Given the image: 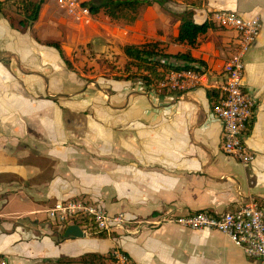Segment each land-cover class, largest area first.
I'll return each instance as SVG.
<instances>
[{"label": "crops", "instance_id": "0c3cea01", "mask_svg": "<svg viewBox=\"0 0 264 264\" xmlns=\"http://www.w3.org/2000/svg\"><path fill=\"white\" fill-rule=\"evenodd\" d=\"M178 1L180 9L169 6L170 12H162L150 6L123 28L102 24L99 14L93 15L77 42H95L103 28L104 39L123 41V47L157 43L167 55L189 54L205 82L182 95H153L139 79L95 78L89 71L87 82L67 58L71 48L60 47L68 66L57 49L44 43L58 38L61 24L72 22L52 0H45L27 30L19 27V16L0 13L4 261L72 258L84 246L88 253H103L109 248L106 240L86 235L58 241L51 225L41 224L53 203L84 197L131 221L112 247L132 264H264L247 258L223 233L193 231L170 221L204 211L222 214L250 202L264 206V0ZM217 10L260 19L259 36L244 59V88L256 100L244 141L254 155L249 164L222 151V125L210 98L224 78L222 68L234 51L236 33L213 25L193 47L175 40L178 14L192 11L194 23L203 24L211 23ZM97 65L88 61V69ZM25 216H35L30 227L20 223Z\"/></svg>", "mask_w": 264, "mask_h": 264}, {"label": "built area", "instance_id": "2783aa9c", "mask_svg": "<svg viewBox=\"0 0 264 264\" xmlns=\"http://www.w3.org/2000/svg\"><path fill=\"white\" fill-rule=\"evenodd\" d=\"M56 7L72 22L82 27L91 24L93 15L83 0H52ZM210 22L221 29L234 31L237 43L230 57L225 61L222 82L216 91L222 98L214 107L213 113L222 125V151L244 164L252 163L254 155L248 150L244 141L255 116L256 100L244 88V59L256 42L260 33L258 16L244 18L225 10L214 11ZM162 64L180 65L171 59H162ZM181 66V65H180ZM205 82L204 72L180 69L170 72L164 79L145 88L153 95L178 94L193 91ZM46 219L51 225L64 229L77 225L88 235V227L101 233L126 231L130 220L124 213L110 215L100 205L88 204L84 197H74L57 201L45 211ZM179 226L193 231L213 230L223 233L249 259L264 262V206L250 202L233 211L222 214L197 212L172 220ZM5 264V263H2ZM106 264H132L129 257L119 249L109 252Z\"/></svg>", "mask_w": 264, "mask_h": 264}, {"label": "trees", "instance_id": "16d2710c", "mask_svg": "<svg viewBox=\"0 0 264 264\" xmlns=\"http://www.w3.org/2000/svg\"><path fill=\"white\" fill-rule=\"evenodd\" d=\"M8 0H0V13L4 11V5ZM16 9V14L19 16L18 25L22 30H27L33 26L38 20L40 10L45 0H9ZM8 1V2H9ZM171 0H90L84 3L92 15L103 12L111 20H121L129 16V21L134 22L143 8L150 7L153 4H158L164 7L170 3ZM179 27L176 42L185 43L190 46H195L200 35L205 34L213 27L212 23L205 22L203 24H196L193 21L192 11H184L178 14ZM48 46L57 49L64 60L65 64L69 62L65 59L60 46L56 43H49ZM125 57V63L122 68H117L116 80H136L139 79L149 88L158 81L164 79L170 72L178 71L180 69L199 71L198 68L191 64L195 60L189 54H175L167 55L163 53L157 43H148L143 45H125L122 49ZM173 59L177 63L183 65L162 64V59ZM211 106L221 103L222 98L218 92L210 96ZM58 232L63 229L57 228ZM84 264H103L105 257L100 255L88 253L80 258ZM89 260V261H87Z\"/></svg>", "mask_w": 264, "mask_h": 264}, {"label": "rangeland", "instance_id": "374dc122", "mask_svg": "<svg viewBox=\"0 0 264 264\" xmlns=\"http://www.w3.org/2000/svg\"><path fill=\"white\" fill-rule=\"evenodd\" d=\"M8 1L5 2L6 4L3 7L4 8L3 14H5V16H8L10 19H12L15 15H17L15 12L16 9H15V6L10 1L9 2ZM88 1L90 0H87L85 2H88ZM156 5L159 6L158 4H153L151 6H156ZM169 6H171L172 9H180L179 6H182V5L178 0H171L170 3L166 4L164 7H161V6L159 7L161 8L162 12H166V11L170 12V10H168ZM147 8L148 7L143 8L140 11L136 20L140 18V16L144 13V11ZM55 16H56V21H58L60 19V14L56 13ZM98 17L102 24H107L108 26H111L115 29L117 26L123 28L124 26L128 27V26H131V24H133V22L129 21V16L121 20H111L103 12H99ZM61 26L63 28H57L58 38L55 40H52V39L47 40L44 43L49 44V43H53V41H58L56 43L60 47L71 48L70 57H67L66 55L64 57H67L68 59L72 60V62L74 63L73 69L76 71L78 75L83 74L87 82H88V71H89L90 76L95 77V78H98V77L101 78L100 76L101 74L103 75L109 74V76H111L114 79L118 77V75L116 74V71H117L116 69L118 67H123L125 63L123 56L120 55L123 49V41H120V40L115 41V38H112V39L109 38L110 41H108V38L104 39L102 37L103 34H101L102 33L101 31H104V29L99 28V30L101 29V31H99V33L96 34L95 42L87 43L84 40H82L81 42H77V39L81 36L82 29L85 27H82L74 22H67L66 24L63 23L61 24ZM50 33L52 35L54 32L52 31ZM38 42L41 43L40 41ZM76 44L77 46L75 47ZM101 46H103V48ZM88 61L97 63L98 65L96 67L92 66L88 69ZM55 203H53L50 207H52ZM88 204L100 205L98 202L90 200L89 198H88ZM22 218L23 220L20 223L23 225H27L29 227H30L29 223L35 220V216H25ZM44 223L50 224L49 221L46 219V216H42L41 224H44ZM51 228H52L51 234H54V236H56V238L55 237L54 238L58 240L59 235H61L63 231L58 232L57 227L54 225H51ZM41 235L42 234L40 232L38 234V237H41ZM119 235H120V231H115L112 233H101L95 230L94 228L88 227V235H87L88 238L106 240V242L109 244V248H106V249L104 248L101 250L103 251V253L93 252V254L100 255V257H105L103 264H106V260H107V256L109 252L115 249V247H112V245H115L116 239L119 237ZM85 254H88V247L84 246L83 253L76 257H72V258L62 257V258H53V259L36 258V259L28 260L26 264H84L80 258L81 256ZM3 261H4L3 258L0 257V264H2ZM4 263L11 264L8 260L4 261Z\"/></svg>", "mask_w": 264, "mask_h": 264}, {"label": "water", "instance_id": "95a60500", "mask_svg": "<svg viewBox=\"0 0 264 264\" xmlns=\"http://www.w3.org/2000/svg\"><path fill=\"white\" fill-rule=\"evenodd\" d=\"M86 234L77 225H70L66 227L61 235L58 237V241L70 240V239H84Z\"/></svg>", "mask_w": 264, "mask_h": 264}]
</instances>
